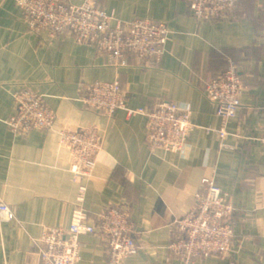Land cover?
Masks as SVG:
<instances>
[{
	"label": "crops",
	"instance_id": "1",
	"mask_svg": "<svg viewBox=\"0 0 264 264\" xmlns=\"http://www.w3.org/2000/svg\"><path fill=\"white\" fill-rule=\"evenodd\" d=\"M97 2L122 21L166 22L170 38L161 58L131 56L130 66L113 68L94 45L35 36L16 1L0 0V201L14 212L13 222L0 219V264H40L44 230L70 225L79 188L59 132L88 126L97 128L102 148L83 207L90 214L126 208L138 229V249L121 264H182L169 248L173 224L195 207L204 178L231 194L237 240L231 254L197 264H264V0H239L234 12L215 21L197 20L188 0ZM232 63L249 72L253 88L228 121L222 146L213 128L223 120L204 88ZM113 80H120L131 108L165 100L189 105L198 126L189 154L152 150L141 114L127 119L122 111L112 120L84 106L87 85ZM23 84L56 111L52 129L19 134L8 128L5 102ZM81 241L80 264H110L98 237Z\"/></svg>",
	"mask_w": 264,
	"mask_h": 264
},
{
	"label": "built area",
	"instance_id": "2",
	"mask_svg": "<svg viewBox=\"0 0 264 264\" xmlns=\"http://www.w3.org/2000/svg\"><path fill=\"white\" fill-rule=\"evenodd\" d=\"M23 12V21L35 36L50 40L71 37L80 44L97 47L110 66L121 69L130 66L131 56L138 60H158L170 38L166 22L151 18L122 21L114 12L100 6L97 0H15ZM199 21H215L234 12L239 0H188ZM253 86L249 72L237 63L213 78L204 88L206 96L217 105L223 122L214 129L221 145H226L227 123L238 116L243 97ZM84 106L100 116L119 120L122 111L127 119L135 114L146 118V132L152 150L187 156L189 136L198 126L187 104L165 100L153 108H131L120 80L96 81L85 87L81 97ZM8 128L19 134L54 127L56 111L45 96L29 84L18 86L6 100ZM209 131H212L209 128ZM60 145L70 150V170L78 185V206L68 227H48L39 242L42 244L40 264H80L83 236L98 237L107 247L110 264H121L133 255L138 245V229L128 209L112 206L90 214L83 207L96 170V154L102 148L97 128L59 132ZM264 148V137L261 139ZM196 205L177 219L169 248L182 264H197L213 255L227 256L235 249L237 240L231 221L236 206L229 192L215 178H204L196 193ZM259 210V209H258ZM0 219L13 222L12 207L0 201ZM264 243V238L259 240Z\"/></svg>",
	"mask_w": 264,
	"mask_h": 264
},
{
	"label": "rangeland",
	"instance_id": "3",
	"mask_svg": "<svg viewBox=\"0 0 264 264\" xmlns=\"http://www.w3.org/2000/svg\"><path fill=\"white\" fill-rule=\"evenodd\" d=\"M132 217V216H131Z\"/></svg>",
	"mask_w": 264,
	"mask_h": 264
}]
</instances>
